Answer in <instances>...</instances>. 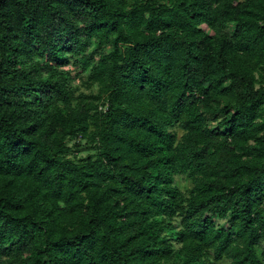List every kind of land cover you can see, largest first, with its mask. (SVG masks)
Returning <instances> with one entry per match:
<instances>
[{"label": "trees", "instance_id": "1", "mask_svg": "<svg viewBox=\"0 0 264 264\" xmlns=\"http://www.w3.org/2000/svg\"><path fill=\"white\" fill-rule=\"evenodd\" d=\"M220 261L264 264V0H0V264Z\"/></svg>", "mask_w": 264, "mask_h": 264}, {"label": "rangeland", "instance_id": "2", "mask_svg": "<svg viewBox=\"0 0 264 264\" xmlns=\"http://www.w3.org/2000/svg\"><path fill=\"white\" fill-rule=\"evenodd\" d=\"M71 143L73 144L74 141H71ZM81 149L80 150H77V148H74V154H78L80 156H85L87 155L89 152H93L94 151V148H92L90 145H88L87 143L86 144H83L82 146H80ZM182 182H187V184L189 183L188 180L186 181H182ZM227 262L226 261H220L218 264H226Z\"/></svg>", "mask_w": 264, "mask_h": 264}]
</instances>
